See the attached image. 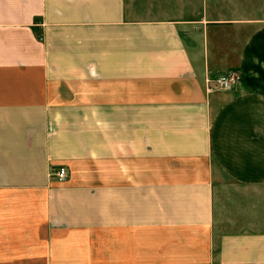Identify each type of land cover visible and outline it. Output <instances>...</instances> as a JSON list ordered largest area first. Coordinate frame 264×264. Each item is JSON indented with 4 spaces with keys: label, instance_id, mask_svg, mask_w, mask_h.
Instances as JSON below:
<instances>
[{
    "label": "crops",
    "instance_id": "1",
    "mask_svg": "<svg viewBox=\"0 0 264 264\" xmlns=\"http://www.w3.org/2000/svg\"><path fill=\"white\" fill-rule=\"evenodd\" d=\"M249 3L0 0V264H264Z\"/></svg>",
    "mask_w": 264,
    "mask_h": 264
},
{
    "label": "built area",
    "instance_id": "2",
    "mask_svg": "<svg viewBox=\"0 0 264 264\" xmlns=\"http://www.w3.org/2000/svg\"><path fill=\"white\" fill-rule=\"evenodd\" d=\"M237 79V75L233 72H230L225 75H221L214 79H208L207 83V90L208 92L213 91H226L231 88L234 82ZM67 175V170L61 167L56 173L55 176L59 182L63 181Z\"/></svg>",
    "mask_w": 264,
    "mask_h": 264
},
{
    "label": "rangeland",
    "instance_id": "3",
    "mask_svg": "<svg viewBox=\"0 0 264 264\" xmlns=\"http://www.w3.org/2000/svg\"><path fill=\"white\" fill-rule=\"evenodd\" d=\"M250 6L255 14L264 15V0H250Z\"/></svg>",
    "mask_w": 264,
    "mask_h": 264
}]
</instances>
